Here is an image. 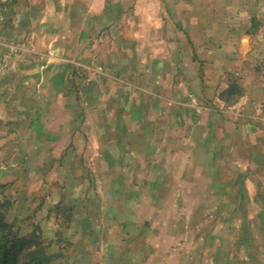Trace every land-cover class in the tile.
Segmentation results:
<instances>
[{
    "label": "crops",
    "instance_id": "0c3cea01",
    "mask_svg": "<svg viewBox=\"0 0 264 264\" xmlns=\"http://www.w3.org/2000/svg\"><path fill=\"white\" fill-rule=\"evenodd\" d=\"M55 1L56 12L51 14L39 4L34 11L32 4L22 9V4L13 5V30L18 33L23 27L22 33L28 34L18 43L0 41V80L6 87L0 91V113H4L0 125H17L29 133L26 160H37L48 176L107 179L113 173L107 161L130 158L135 162L133 173L123 168L108 178L112 193L149 188L157 194L154 202L172 188L171 194L186 193L185 204L193 216L183 217L180 199L159 206L140 202V209L154 213L142 219V225L135 224L153 230V242L145 245L136 264H162L175 256L177 250L165 243L175 239L181 226L191 228L188 224H195L209 206L232 207L224 198L232 190L213 183L209 161L197 162L195 157L197 147L207 143L208 125H221L205 115L208 101L201 94L208 93L202 87L210 84L214 93L219 86L213 95L215 109L224 114L231 110L236 115L232 125L243 124L241 110L254 114L255 123L264 120V0ZM229 79L252 83L242 85L238 102L232 101L239 92L226 84ZM197 97L204 106L196 104ZM158 105L167 108L161 117ZM149 133L154 140L146 171H136L141 167L137 163L144 161L140 145ZM122 135L130 139L126 142ZM76 154L82 165L69 175V158L72 161ZM102 163L105 169L98 168ZM248 175L249 207L264 210V173ZM201 180L206 183L197 186ZM188 188L196 195L192 200L184 191ZM103 192L100 208L107 209V188ZM207 194L223 198L203 202ZM73 206L74 214L77 206ZM170 206L174 210L168 218L161 211ZM126 221L129 226L131 220ZM138 231L147 243L148 231ZM127 251L115 260L112 249H107V264H131Z\"/></svg>",
    "mask_w": 264,
    "mask_h": 264
},
{
    "label": "rangeland",
    "instance_id": "374dc122",
    "mask_svg": "<svg viewBox=\"0 0 264 264\" xmlns=\"http://www.w3.org/2000/svg\"><path fill=\"white\" fill-rule=\"evenodd\" d=\"M14 4H22L21 9L25 5L32 4L33 11L35 4H39L47 10L48 14L56 12L57 8L55 0H0L1 42L18 43L28 34L22 33L23 27L22 31L18 28V33L14 31L16 27L11 24L15 15ZM33 19L38 24L41 23L38 18L33 17ZM2 84L3 82L0 80V91L6 88ZM4 84L6 83L4 82ZM226 84H231L229 86L231 89L235 86V90L239 92L232 95L233 98L230 96L232 101L237 102L243 92L242 85L246 84L252 87V83H248L247 80L239 82L229 79ZM209 85L204 84L202 87L203 91L208 94H201L205 95V101H208L205 104V107H208L205 110L207 111L205 115L212 124L220 121L221 125H208L207 143L201 148L197 147L195 154H199V156L195 157H197V162L209 161V167L214 169L210 177L213 183L223 186L229 191L232 190L224 197L230 201L232 207L229 209L222 204L215 208L209 206L208 211L202 212L203 217L197 216L199 219L195 224H188L192 225L191 228L181 226L175 239L165 243L166 247L170 245L174 247V250H177L175 256L165 259L161 263L264 264V210L257 209L256 206L251 209L249 207L251 199L245 193L249 172L253 171V174L258 175L264 173V120L260 121V119L258 121L260 123H255L256 121L251 119L254 114H247L248 110H241L239 112L241 118L244 119L243 124L232 125L236 115L231 110H226L227 113L224 114L215 109L216 99L213 95H217L219 86L213 93V87ZM22 86L21 88H23ZM196 90H200V85L196 87ZM196 100L198 106H204L203 101L200 103L199 97ZM181 102L183 103V101ZM159 107L161 117L162 110L167 111V108ZM3 114L0 113V119H3L1 118ZM4 123L0 125V219L10 225V236L24 238V242L19 244L20 249L14 250L16 253L15 264L28 262V253L34 250V241L29 240L30 238L41 240V247L50 256L52 255L53 264H107V249H112L111 257H115L113 258L115 260H118L116 256L128 250V259H131V264H136L137 259H140L139 257L145 251V245H150L153 242L151 241L153 235L150 234L151 230L148 231L147 225L137 226L135 224L138 221L139 225H142L141 220L151 218L154 213L153 209H140L142 205L140 202L153 203L152 200L157 194L149 191V188L137 190L132 187L124 189L123 192L112 193L113 187L111 188L110 179H108L119 175L123 168V170L133 173L135 171L133 159L127 158L122 163L115 160L107 161V165L113 172L110 176L107 175V179L102 177L82 179L81 177L62 175L56 177L53 173L48 176L43 167L39 166L37 160H26L29 154V133L26 135L23 128L17 125H5ZM248 123L252 124L248 125ZM126 137L128 136L122 135V140L130 139V137ZM153 140L154 137L151 133L144 135L142 145H140L144 149V151L142 150L143 156L141 155V160L144 161L137 163L141 167L136 171H146L145 166L147 158H150ZM145 143L148 144L146 147ZM249 149H253L250 156ZM71 158H69L70 167L67 168L69 175H71L73 167L77 168L76 166L79 164L82 165L77 154L73 156L72 161ZM238 159L240 160L239 164ZM101 165L102 167L98 164V168L105 169V164ZM56 170L59 168L57 167ZM147 178L144 180L146 181ZM253 180L256 182L259 179L255 177ZM205 181L201 180L197 186L204 185ZM254 185L259 184L254 183ZM75 187L80 189L73 190ZM105 188H107V209H101ZM173 190L172 188L169 195L168 193L159 195L160 202L155 200L158 206L161 203L173 204L180 199L181 203H184L179 207L183 217L193 216L194 211L187 210L185 204L186 193L171 194ZM234 190L236 191L234 192ZM184 191L188 194V200H192L196 196L189 188ZM221 198H223L221 195L207 194L203 198V202H216ZM256 200L259 199L256 198ZM74 203L77 207L73 214ZM109 206L111 209H108ZM84 207H87L85 213ZM173 210L174 208L170 206L161 212L165 217L171 218L168 212H173ZM158 212H160L159 209ZM197 212L200 211L197 210ZM229 216H232V221ZM95 217H100L99 221L94 219ZM127 219L131 220L129 226ZM138 229L144 232L148 231L147 243L143 242V237L138 233ZM183 233L186 234L179 241L177 236ZM123 237L129 240L125 241ZM105 243H107L106 246ZM237 244L240 245L239 253Z\"/></svg>",
    "mask_w": 264,
    "mask_h": 264
},
{
    "label": "trees",
    "instance_id": "16d2710c",
    "mask_svg": "<svg viewBox=\"0 0 264 264\" xmlns=\"http://www.w3.org/2000/svg\"><path fill=\"white\" fill-rule=\"evenodd\" d=\"M0 264H15L16 253L15 249H20V243L24 242V238L10 236V225L4 220L0 219ZM29 240L34 241V250L28 253V262L23 264H53V257H51L43 247H41V240L35 238Z\"/></svg>",
    "mask_w": 264,
    "mask_h": 264
}]
</instances>
